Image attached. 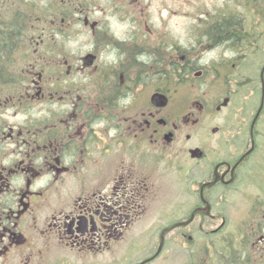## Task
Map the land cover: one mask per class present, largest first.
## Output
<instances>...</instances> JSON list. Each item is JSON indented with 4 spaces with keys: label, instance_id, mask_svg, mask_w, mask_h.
Here are the masks:
<instances>
[{
    "label": "flooded vegetation",
    "instance_id": "1",
    "mask_svg": "<svg viewBox=\"0 0 264 264\" xmlns=\"http://www.w3.org/2000/svg\"><path fill=\"white\" fill-rule=\"evenodd\" d=\"M155 1L0 0V264H264V0Z\"/></svg>",
    "mask_w": 264,
    "mask_h": 264
},
{
    "label": "rangeland",
    "instance_id": "2",
    "mask_svg": "<svg viewBox=\"0 0 264 264\" xmlns=\"http://www.w3.org/2000/svg\"><path fill=\"white\" fill-rule=\"evenodd\" d=\"M175 1V0H174ZM206 3H208V0H203ZM211 1V0H210ZM209 1V2H210ZM158 3V0L155 1ZM160 7V6H159ZM158 7V8H159ZM184 23V22H183ZM264 183V144L262 147H260L251 157L249 163L245 166V168L242 171V174L240 176L239 181L237 184L243 185L237 189L244 190V192H236L238 194L242 193L243 197H238L235 198L236 203L235 205H238V213L245 212V208L247 207V201L255 199L254 193H259V192H254L253 190L255 188L249 187L250 185H255V184H261ZM245 185V186H244ZM248 185V187H246ZM245 189L247 192H245ZM251 195V196H248ZM238 201V203H237ZM230 205V204H229ZM229 209V207H228Z\"/></svg>",
    "mask_w": 264,
    "mask_h": 264
},
{
    "label": "water",
    "instance_id": "3",
    "mask_svg": "<svg viewBox=\"0 0 264 264\" xmlns=\"http://www.w3.org/2000/svg\"><path fill=\"white\" fill-rule=\"evenodd\" d=\"M160 97H161V96H159V95H155L154 102H155L156 104H166L165 102H164V103H163V102H161V103H157V101L160 100ZM156 99H157V100H156ZM161 100H162V97H161ZM212 183H214V182H212ZM209 184H211V183H209Z\"/></svg>",
    "mask_w": 264,
    "mask_h": 264
}]
</instances>
